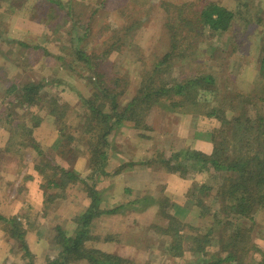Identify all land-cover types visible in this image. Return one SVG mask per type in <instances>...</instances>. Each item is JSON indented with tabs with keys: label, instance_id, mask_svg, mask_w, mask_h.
<instances>
[{
	"label": "rangeland",
	"instance_id": "rangeland-1",
	"mask_svg": "<svg viewBox=\"0 0 264 264\" xmlns=\"http://www.w3.org/2000/svg\"><path fill=\"white\" fill-rule=\"evenodd\" d=\"M56 1L58 5L48 0H0V264H27L29 260L49 264L62 246L57 242L58 228L67 236L75 234L77 218L90 204L82 181L93 183L88 177L86 141H81L90 117V113L85 115L84 101L109 111L116 91L122 112L133 97L154 95L161 85L171 90L176 82L206 74L214 76V93L199 87L195 103L170 93L162 102L153 96L144 115L140 104L124 120L125 125L110 136L109 176H104L98 186L108 195L103 205L109 208L122 203L125 209L94 221L88 247L118 255L128 261L125 264H200L194 254L199 246L192 252L195 246L186 239L199 234L203 241L213 231L207 237L211 245L205 258L218 253L226 257L223 245L229 246L237 226L234 217L219 213L229 206L224 203L228 196L222 194L227 190V173L194 170L187 175L191 188H186L184 201L191 204L192 212L179 218L184 224L180 231L185 239L182 256L167 252L171 237L165 231L172 224L160 213L159 205L165 197L171 201L169 195L181 201V193L152 184L147 192L148 198L153 195L152 202L135 205L136 196L123 195L128 182H123L121 174L129 164L142 168L136 165L139 161L152 165L155 174L164 173L156 163L158 155L166 159L181 150L189 155L202 152L194 139L198 128L211 134L225 128L222 118L246 111L254 118L256 112H264V0ZM210 3L235 14L223 34L204 31L195 17ZM176 42L178 49H174ZM172 51L175 57L167 71L164 73V67L154 73V64ZM33 85H40L34 102L24 91ZM104 86L107 98L102 95ZM177 103H182L181 108L172 109ZM220 108L225 116L221 112L216 117L211 115ZM144 117L146 127L143 124L140 130L135 129L133 124H141ZM61 128L66 139L60 146ZM222 136L225 134L219 132L214 142L211 135L200 137L210 147L205 154H212L215 146L223 148L226 141ZM122 152L129 162L120 157ZM64 171L79 180L69 179ZM111 182L113 189L108 187ZM145 183L143 179L133 187L144 193ZM182 184L185 189L186 184ZM201 184L210 185L204 195L198 193ZM253 218V222L238 220L246 229L242 230L246 236L240 246L243 249L238 250L242 264L264 259V208ZM11 220L21 225L32 253L29 257L15 237L19 226L8 223ZM109 234L120 241L110 242Z\"/></svg>",
	"mask_w": 264,
	"mask_h": 264
},
{
	"label": "trees",
	"instance_id": "trees-1",
	"mask_svg": "<svg viewBox=\"0 0 264 264\" xmlns=\"http://www.w3.org/2000/svg\"><path fill=\"white\" fill-rule=\"evenodd\" d=\"M48 1H50L51 4L58 5L56 0ZM195 17L198 18V21L202 24L200 27L204 31L208 30L215 34H223L229 29L235 14L233 11L221 5L210 3L204 7L200 13H195ZM190 21L191 20H187L188 23H190ZM169 24L170 22H168V25ZM174 49H178L177 42L174 45ZM181 56L187 57V54ZM174 57L173 51L165 54L161 60L154 64L153 72H162L165 67L166 69L163 70L165 73L170 67V63L174 60ZM261 65L263 68L264 56ZM100 80L101 82L103 81L102 78ZM215 84L214 76L206 74L197 76L196 78L191 77L182 82H176L172 85L171 90L165 89L166 86L161 85L160 89H158L154 95L152 93H142L140 96L133 97L131 101L126 104L125 108L122 109V112H119L120 94L116 91L112 94V106L109 111H106L103 107L96 106V104L90 100L84 101L87 111L85 115L87 116V114L90 113V117L87 118L85 132L81 134V141H86L89 170H91V174L88 177L93 183L89 185L87 184L88 181L82 182L86 186L90 204L88 208L78 216V227L73 236H67L65 232L58 228L59 238L57 242H60L62 246L56 260L50 261L49 264H83L81 263L83 261H85L86 264H125V262H128L118 255L88 247L94 221L100 220L104 216L117 215L121 209H125L124 205L113 207L108 210L104 209L102 206L104 197L102 196V191L99 190L98 183L104 176H109L106 168L109 165V150L111 147L109 138L115 131L125 125L124 120H128L130 114L134 113L133 110L135 109L136 111L140 104L144 115L149 109L147 108V102L154 99L153 96H158L157 99L161 98L162 102L165 99L164 95L170 93L169 96H182L185 98L182 99L183 101L190 100V102L195 103L199 95V87H202L201 90L214 93ZM105 87L106 86H104V89ZM38 89H40V85L26 86L24 88L26 95L32 97V102H34L33 95L37 94ZM102 95L104 98H107L108 91L105 89ZM138 97H140L141 100L137 99ZM143 102L144 104H142ZM249 103L250 101L247 102V104ZM181 105L182 103H177L176 106L175 104L171 105V108H181ZM221 109L222 108L212 110L211 115L216 117V114L221 112L222 115L225 116V111ZM256 113L254 118H252L247 111L241 115L232 116L230 119L222 118L221 121H223L225 128L218 131L212 130L211 134L210 131L205 128H198L195 131L194 139H200V137L211 135V142H214L219 132L226 136H222L223 142L226 141L225 145L223 144V148L215 146L210 155L197 151L189 155L185 152L187 150H181L170 158L165 159L164 156H157L156 163L163 165L164 167L162 168L168 172L179 174L182 178H186L187 175L194 170H197V173L205 171H210L211 174L216 172L227 173V184L224 185L227 190H223L222 194L228 196L227 201L224 203L229 204V206H226L225 209L219 213L221 215H231V218L234 217L236 220L237 226L233 229L234 234L231 236V240L234 241L232 244L230 243L231 240L228 242V245L232 247V251L227 252L226 250L229 246H224L225 244L223 242L221 244H224L222 253H227L228 255L226 257L218 253L217 256L205 258V256H207L205 254L206 248L211 245L207 237H211L213 231H210L211 235L204 236L203 241L199 234L189 235L186 240L190 241L191 244L195 246V248L191 249L192 252L196 250V246H199V249H197L194 254L198 256V262L200 264H242V259H239L238 250L241 251L243 249L242 247L240 248V246L244 243L246 236L242 233V230L246 229L241 227V223L238 225V220L248 219L250 222H253L255 212L258 209L264 208V112ZM143 124L144 127H146L145 117L141 124L135 123L133 125L135 129L140 130ZM60 134L63 136L62 139H59L61 140V143H59L61 146L65 138L62 128L60 129ZM64 175L69 177V179L71 177L73 178L72 180H79L73 173L64 171ZM55 186H57V184H55ZM209 189L210 185L205 186V184H201L198 193L204 195L205 192L203 191ZM141 201L143 205L147 204V198H143ZM163 201L164 202L159 203V205H162L160 213L165 214L167 220L172 224V226L165 231V233L171 237V241L167 246V252L172 254V256H182L185 252L182 250L185 249L183 248V241L185 239L180 234V231L183 229L184 224L180 222L181 219H179L177 215V206L171 204L167 197H165ZM163 203L165 205L164 207ZM134 204L136 203L134 202ZM199 204L203 205V202L199 201ZM188 207L189 210H186V212H192V210H190L192 207L190 203H188ZM221 207H223L222 204ZM140 208L135 209L139 210ZM140 210L144 211V209ZM0 219L3 218L0 217ZM8 223L13 226H19L20 233L19 231L18 233L16 232L15 237L21 241L25 249L24 255L26 257L32 255L28 245L23 239V231L20 227V223L18 224L16 220H11ZM117 238L118 237L115 235L109 234L107 236V239L113 243L120 241ZM218 244L220 245V242ZM202 259L204 261L203 263H201ZM27 264H34V262L29 260ZM255 264H264V259L259 260Z\"/></svg>",
	"mask_w": 264,
	"mask_h": 264
},
{
	"label": "crops",
	"instance_id": "crops-1",
	"mask_svg": "<svg viewBox=\"0 0 264 264\" xmlns=\"http://www.w3.org/2000/svg\"><path fill=\"white\" fill-rule=\"evenodd\" d=\"M196 143H198L197 146H200V148L198 149L199 151H202L203 153H208L210 147L208 146V142L207 141L206 142H203L202 139H197L196 140ZM137 147H138V142H135L134 148H137ZM125 155H126V152H122V154H121L120 157H122L123 159H125ZM129 156H130V153H129ZM125 161L129 162V160H126V159H125ZM137 164H140V166L142 168L137 169L136 167H129V166H132V164H129L126 167L127 169H125V170L122 171L121 178L123 179V182H128L127 188H124L123 189V195L125 194L124 196H127L128 198L129 197L136 196L137 200L135 201V203H136L135 205H137L139 202H142L141 199H143V198H147V201L149 200V203H151L152 202L151 199H152V196L153 195L152 196H149V198L147 197V192L150 189V185H152V184L153 185L154 184H156V185H161V184L162 185H165V187L167 188V190L169 192H171L172 190H176V192L179 191V193H181V196H182V200L181 201L176 202L175 200L172 199L173 197L171 195H169V197H171V201L170 200L169 201H170L171 204H174L175 206H177L176 209L178 210L177 215L179 216V218H186V216L191 213V211L188 212V213L186 212V210H189L187 208L189 202H186V200L184 201V193H187L185 191L186 188H187V190L189 188H191V186L188 185L190 178H188V179H187V177L186 178H182L177 173H171L170 171L168 172L167 170H165L164 168H162L164 166L163 165H160V164H159L160 165L159 168L160 169H163L164 170V173L158 172L159 174L158 173L155 174L154 172H156V171H154L153 169H151L152 165H149L146 162L139 161V162L136 163V165ZM148 165L150 167H147ZM143 166L144 167L145 166L147 167V168L145 167L146 170H143L144 169ZM90 171L91 170H89V172ZM145 171H147V172H145ZM143 172H145L144 173L145 178H142ZM143 179H145L147 181V183H145L146 184L145 185V189H142V191H146V192H144V193L143 192L142 193L141 192L138 193L137 192L138 190H136V188L133 187V185L138 184ZM183 182L186 184L185 189L183 187L184 184H182V186L180 185V183H183ZM176 183H179V184H176ZM108 187H109V189H113L114 188V183L111 182V185L108 186ZM105 192H107V191H105ZM103 196H104L103 199L105 201L108 200L107 193H104ZM154 197H156V196H154ZM104 200H103V203H105ZM155 202H156V199L153 200V203H155ZM127 203L132 204V201L127 200ZM112 205L113 206H111L109 208H107L105 205H102V206L105 207V208L103 207L104 209H107L108 210V209H112L113 207H117V206H120V205H123V204L122 203H117V204H112ZM190 210H192V208H190ZM119 212H121V211H119ZM102 218H104V217H102ZM103 220H105V219H103Z\"/></svg>",
	"mask_w": 264,
	"mask_h": 264
}]
</instances>
